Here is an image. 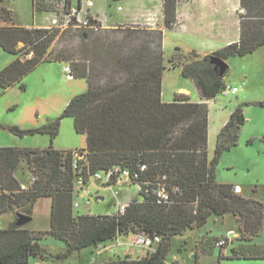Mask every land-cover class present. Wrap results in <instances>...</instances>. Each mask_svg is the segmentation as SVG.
I'll return each instance as SVG.
<instances>
[{
  "label": "trees",
  "instance_id": "1",
  "mask_svg": "<svg viewBox=\"0 0 264 264\" xmlns=\"http://www.w3.org/2000/svg\"><path fill=\"white\" fill-rule=\"evenodd\" d=\"M69 2L66 0V4ZM177 3L178 0H163V23L167 29L176 23ZM239 8V39L209 55L201 56L195 51L193 54L198 58L180 67L182 76L194 81L202 100H210L227 88L224 76L215 72L210 55L226 60L264 45V0H239ZM0 19L12 23L0 25V47L15 56L0 70L3 89L17 82L24 89L22 78L40 62H63L48 58V48L58 30L15 25L11 10L3 5H0ZM94 24L100 25L96 18H90V25ZM20 42L22 46L18 45ZM158 48L152 45L151 49L143 47L131 52L129 67L121 70L119 77L114 74L112 81L105 84L89 82L85 92L66 104L61 116L72 117L75 131L86 136V146L80 149L85 153L78 157L77 165H73L77 149L0 147V215L13 204L22 207V213L31 215L37 199L51 198L49 229L33 231L18 226L16 214L7 226H0V264H26L30 257L63 261L81 248L140 231L160 237L153 251L140 258L117 257L98 264H166L175 236L204 225L212 214L226 213L237 216L239 222L235 229L239 233L238 243L231 248L229 256L264 257V241L254 242L259 234L264 236V198L246 196L241 189L236 190L238 185L216 179L220 156L237 144L245 121L244 104H238L230 113L217 134L213 156L208 158L207 106L204 102L191 101L182 93L176 94L172 101L162 100V77L159 71H153L164 67L162 51ZM99 51L96 58H111L114 44L103 43ZM182 51L176 48L170 56L168 62L172 68L177 65L174 58ZM71 68L72 78L87 79L86 60L71 62ZM258 104L264 105V100ZM181 122L183 126L172 131ZM58 126L59 118L32 130L17 126L8 129L17 135L48 133L52 138ZM261 141L264 143V134ZM21 160H26L30 169L25 183L15 174ZM115 165L129 172L133 184H164L168 201L159 203L150 191H138L141 198L128 202L123 212H75L74 188L78 177L81 175L85 184L90 174ZM32 176L35 179L31 181ZM111 181L114 183V177ZM22 184L25 189L21 188ZM256 191L254 187L253 192ZM46 234L63 241L66 247L57 253L49 252L41 244ZM218 240L215 237L208 242L209 248ZM192 264H197L196 257Z\"/></svg>",
  "mask_w": 264,
  "mask_h": 264
},
{
  "label": "rangeland",
  "instance_id": "2",
  "mask_svg": "<svg viewBox=\"0 0 264 264\" xmlns=\"http://www.w3.org/2000/svg\"><path fill=\"white\" fill-rule=\"evenodd\" d=\"M62 1L36 0L35 7L39 10H56L59 25L49 24L48 28H53L58 30V32L48 48V58L60 59L63 62L54 60L40 62L22 78L21 82L25 85L24 89L20 87L19 82L10 85L6 89L0 86V147L35 149L52 146L55 149L63 150L83 149L86 146V138L83 134L75 131L72 117L61 116L63 109L72 97L87 90L89 82H93L95 85L96 82L105 84L104 82L106 81H112L115 77L114 74L119 77L118 73H122L121 70L125 71L129 67L128 62H130L131 52L138 48L151 49L153 45V47H159L158 50L162 51L161 62H164V67L153 70L159 71L162 77V99L172 101L176 94L182 93L179 89L185 88L187 91L183 93L188 94L192 101H197L200 95L194 81L182 76L180 72V67L184 62L198 58L193 54L196 52L194 50H183L180 55L174 58V62L177 65L172 68L168 60L174 48L178 46L184 49L185 46L183 44L189 43L188 46L195 48L198 53L207 54L211 49L215 48V46L210 48L208 43L221 45L228 37H234L239 28V14L234 11L236 0H229L231 4L228 10L220 6L215 8L210 5L207 8L202 7L200 14H195L193 11L198 8L199 4L197 2L184 5L186 10H184L183 25L178 30L164 29V37L156 29L152 30L141 25L137 28L116 27L112 29L103 28L100 22V25L84 26L86 29L77 28L81 27V25L77 24L65 26L62 24L64 22V8L59 5ZM72 1L71 5L75 6L77 0ZM94 1L95 6L102 11H106V21L112 22L115 19L114 16L117 18L121 15L124 16L129 9H139L148 3L152 4L158 0ZM7 3L17 14L18 22L27 24L41 22V16L38 17V20H35L33 16L32 0H9ZM117 6L122 8L117 10ZM187 8H189L188 11ZM154 11H157V7H154ZM239 12H241L240 8ZM43 14L46 13L43 12ZM219 28H225L224 33L220 32ZM103 43L114 44L112 59L110 57L96 58V55L100 54L99 47ZM18 45L22 46L23 43L20 42ZM12 58L14 59L15 56L0 47V66L10 63ZM80 60L87 61V79L67 78L64 65L71 68V62ZM225 61L228 64V70L224 75L227 88L230 89L232 86H236L238 91L229 93L226 96L221 92L214 99L208 101V153L212 157L216 135L228 120L231 111L238 104H244L245 121L239 130L237 144L224 151L220 156L216 164V179L219 182L237 184L242 187L245 193L250 191L253 186H258L255 196L263 199L264 143L261 141V137L264 134V105H260L258 102L264 100V45L254 52L242 56H230ZM95 85L94 87L101 86ZM58 118V132L52 138L48 133L28 132L23 135H17L8 129L9 126H17L21 129L32 130ZM183 124L184 122L179 123L172 128V131L178 130ZM82 152L83 154L85 153V151ZM29 170L26 160H21L15 174L25 183L28 179ZM95 182L97 186L89 188L84 193V196H75V201L79 203V207L78 205L75 207V212L80 214H109L116 212L115 196L118 192L120 194V191V202L128 200L130 202L133 199L141 198L136 185L133 183L126 182L109 187L103 186L101 181L95 180ZM75 185L78 186L77 180ZM97 192L102 194V198H96ZM46 200L45 197H42L37 207L44 205L46 208L47 205L44 203ZM21 210L22 207H17L13 204L6 212L0 215V226H7L10 221L15 219L16 212H21ZM43 217L41 215L39 218H34L33 221L27 222L23 226L31 229L34 224L39 223L45 230L49 224L47 219ZM230 228L236 229V223L232 217L212 215L208 218L207 224L197 230L203 235L227 236L228 238L231 232L228 230ZM238 234V231L235 230L234 235L229 238L237 237ZM119 236L121 240L124 239V235H117L112 241L117 242ZM126 236L129 238L130 245H133L131 242V240L133 241V234H126ZM218 238L225 239L226 237ZM112 241H106L104 244L110 245ZM263 241L264 236L262 233L254 239V242L259 244ZM41 242L44 246L48 245L52 253H57L65 248L64 242L50 234H46L41 239ZM177 242L176 239L173 244L175 245ZM112 248L117 250L119 254L116 257L120 258L123 255L122 251H124L125 245H115ZM106 253L112 256L111 251ZM184 253L185 251H182L179 254L183 255ZM223 253H225V256L220 257L219 249L215 247L212 253L201 255L200 261L202 264H264V257H230L228 256L231 254L230 248L224 250ZM90 256L96 258L95 262L97 263L101 260V256L95 253L94 247L89 246L75 251L66 258L67 261L66 259L63 260L66 261L65 263L61 264H89ZM170 256H168L167 260ZM189 256L192 257L193 254ZM47 260L30 257L26 264H59L61 262L51 261V259ZM168 263L167 261L166 264Z\"/></svg>",
  "mask_w": 264,
  "mask_h": 264
},
{
  "label": "crops",
  "instance_id": "3",
  "mask_svg": "<svg viewBox=\"0 0 264 264\" xmlns=\"http://www.w3.org/2000/svg\"><path fill=\"white\" fill-rule=\"evenodd\" d=\"M7 2H9V0H2V1H0V5H3L6 8L11 10L12 17L14 19V24L15 25H20V26H25V27H48L49 26L50 19L52 17V12H51V10H44V9L39 10V9H36V7H35L36 0H32V7H33V12L32 13H33V16H34L35 20H38V17L41 16V22L40 23H32V24L18 22V19L16 18L17 14L15 13L14 9ZM71 2L73 3L72 0H71ZM93 2H94V5L90 9V13L92 14V16H94V18H96L101 23L102 27L105 28V29H111V28H116V27H138L139 25H141V26H146V27H148L150 29L160 30L162 32L163 37H164V29L166 30L167 28L164 27V23H163V11H162L163 0H158L157 2L152 3V4L148 3L146 6L140 7L139 9H133V10L129 9L127 11V14L124 15V16L121 15V16H118V18L114 16V18H115L114 20L115 21L113 20L112 22L106 21L107 20L106 16H105L107 14L106 11H102L101 9H99V7L95 6V1L94 0H93ZM196 2L199 5H198L197 9L193 10L195 12V14H200L202 7H206L207 8L210 5H213L215 8L220 6L221 8H224V9L228 10L229 5L231 4L229 0H178L177 11H176V23L174 24V26L172 28H170L168 30H178V28L181 27L183 25V22H184L183 21V16H184V12H185L184 10H186L184 8V5H188L189 3L193 4V3H196ZM234 5H235L234 6V11L237 12V14H239V0H236ZM154 7H157V11H156L157 13L154 11ZM121 8L122 7L117 6V10H120ZM188 10H189V8H187V11ZM43 12L46 13V14H43ZM36 15H37V17H36ZM0 24L1 25H10L12 23L10 21L8 22V21H2L1 20ZM219 31L224 33L225 28H219ZM238 39H239V28H238V31L236 32V35L234 37H231V38L228 37L227 39H225V41L221 45H219V44L215 45L216 43H208L210 48H212L211 46H215V48L211 49V51L209 53H207V54L209 55L210 53L214 52L216 50V48L218 49L220 47H223V46H225L226 44H228L230 42L237 41ZM188 44L189 43H184L183 44V46H185L184 49L177 46V47L174 48V51L176 50V48H180V49H182L184 51H187V50L196 51L195 48L191 47L190 45L188 46ZM9 54H11V53H9ZM198 54L203 55V56L207 55V54H201V53H198ZM12 60H13V58L11 59V61ZM6 65L0 66V70H1V68L5 67ZM65 66L66 65H64V67ZM231 88H236L237 89L236 86H232ZM179 90L182 91V94H186V93H183V92L187 91L185 88H180ZM237 91H238V89L236 90V92ZM214 98H212V99H214ZM212 99H210V100H212ZM162 100L166 101L164 99H162ZM167 101H171V100H167ZM208 101L209 100H202L201 98H199V100L193 101V102H204L206 104V106H207V109H208ZM208 113H209V111H208ZM244 116H245V114H244ZM208 126H209V116H208V125H207V144H208ZM85 138H86V136H85ZM216 138H217V135H216ZM78 151H80V149ZM207 155H208V158H211L209 156V153H208V148H207ZM122 183H126V181H123ZM95 185L97 186L95 180L94 181L90 180L88 183L83 184V186L79 190V194L78 193H76V194L74 193V200H75V196H78V197L84 196V193L86 191H88L89 188H91V187H93ZM102 185L103 186H109V187L113 186V185H110V184H102ZM235 185H237V184H235ZM254 187H258V186H253L251 188V190L246 192V193L243 192L242 187H240V189L242 190V192L246 196H255V192H253V188ZM257 190H258V188H257ZM119 195H121V191H120V194H119V192L116 193L115 197H116L117 201H119ZM41 198L42 197L37 199V201L34 203V206H33V209H32V214H31L32 219L28 223L33 221L34 218L36 219V218L41 217V215H43L44 216L43 218L44 219L46 218L47 221H48V224H49L48 227L45 228V229H49V227H50L51 198L50 197H45L47 199L46 202H44L47 205L46 208L44 207V205L42 207H37V204H38V202H39V200ZM96 198L97 199L102 198V194L97 192L96 193ZM114 204H115V202H114ZM78 207H79V203H78ZM113 213H115V212H113ZM212 215H215V214H212ZM212 215H210V217ZM226 215L230 216V217H232L234 219V221L236 223V228H238L239 222L236 219L237 216H234V215H232L230 213H226L224 215H221V217L222 216H226ZM206 224H207V222L204 225L200 226V227H193V228L187 229L182 234L177 235V236L174 237L173 240L176 241V239H177L178 242L175 245L173 244L174 246L172 247V250L168 254V256H170V254H171L170 258L167 260L169 262L168 264H192V262H193L195 257H196V260H197V264H202V262L200 261L201 260L200 259L201 255L210 254V253L213 252L215 247H218V246H216L214 244L213 246H210L211 247V249H210L208 242L210 243V241L213 240V238H215V237H225V236H208V235L201 234L199 232V230H197V229L205 226ZM31 230L39 231V230H44V229L39 225V223H37V224H34L33 227H31ZM228 230L231 231V233H233V234H230V236H233L234 233H235V229L230 228ZM196 232H198V233H196ZM121 237H123V236H121ZM229 237L227 238V236H226V238L224 239V240L227 239V243L224 246L218 247L219 255H221V257L225 256V253H223L224 250H227L229 248L231 249L232 247L237 245V241H238L236 239L237 237H232V239L229 238ZM117 240H118L117 242L116 241H112V243L110 245L100 244V245H97V246H92L95 249V253H98L101 256V260L98 263L104 262V261H106L108 259L117 258L116 256L119 253H117L116 249L112 248V246H115V245H122V244L125 245L124 251H122L123 255L121 257L129 256L131 258H140V257H142V256H144L146 254L145 250L136 248L134 245H130L129 238L126 235H124V239L123 240L120 239V236L117 238ZM131 242L133 244L132 240H131ZM41 244H42V242H41ZM64 245H65V243H64ZM45 247L48 248L49 252H51L48 245H45ZM107 251H111L112 252V256H109V254L106 253ZM182 251H185V253L183 255L179 254ZM191 254H193L192 257L189 256ZM42 260H44V259H42ZM47 261H49V259ZM51 261H53V260H51ZM66 261H67V259H66ZM66 261H61V262H59V264H61L63 262L65 263ZM95 261H96V258H94L93 256H90V259L88 261L89 264H98Z\"/></svg>",
  "mask_w": 264,
  "mask_h": 264
},
{
  "label": "built area",
  "instance_id": "4",
  "mask_svg": "<svg viewBox=\"0 0 264 264\" xmlns=\"http://www.w3.org/2000/svg\"><path fill=\"white\" fill-rule=\"evenodd\" d=\"M64 8V22L62 23L63 25H68V24H77L81 26H90V18L94 19V16L90 13V9L93 7L94 2L93 0H77V3L75 6L71 5V0L69 4H66V0H63L61 4H59ZM52 12V17L50 19V25H59L58 24V15L56 10L51 11ZM62 25V26H63ZM64 71L66 73L67 78L72 79V72L69 66L64 67ZM236 88H225L221 92L223 95H227L233 92H236ZM78 157H83V153L79 155L78 153L75 154L73 165H77V159ZM140 169L143 170L145 169V165H141ZM130 174L126 169L121 168L119 165H115L107 170H101V171H96L92 174L89 175V180H96V181H101L102 184H110V185H117L121 184L123 181L130 182ZM137 174L134 175V178H136ZM114 177V183L112 182V178ZM164 178V177H163ZM35 178L32 176L31 181L34 180ZM78 181V186L75 185L74 188V193L79 194L80 188L83 186V181H82V176L80 175L77 179ZM143 183L145 184V187L143 186ZM137 182L135 185L137 187V191H145L148 193L149 191L153 194L156 195L157 199L156 201L159 203L167 202L169 199V196L165 190L164 184L161 182H157L156 185L154 186V183H148V182ZM147 186V187H146ZM22 189H25L26 186L24 184L21 185ZM237 190V189H236ZM128 201H117L115 200V204L117 206L116 212H123L125 210L126 205L128 204ZM78 205V202L74 200L73 206L74 208ZM160 237L156 234H149L144 231L137 232L133 234V245L136 248L145 250L146 253L149 251H153L159 242ZM216 245L221 247L225 245L224 239H220L216 242Z\"/></svg>",
  "mask_w": 264,
  "mask_h": 264
},
{
  "label": "water",
  "instance_id": "5",
  "mask_svg": "<svg viewBox=\"0 0 264 264\" xmlns=\"http://www.w3.org/2000/svg\"><path fill=\"white\" fill-rule=\"evenodd\" d=\"M210 62L214 65V70L215 72L219 75V76H224L225 73L228 70V64L226 63V61L220 57H217L215 55H210ZM79 155H81L83 152L80 150L78 151ZM237 190H240L239 186H236ZM32 219L31 215H26L24 213L21 212H17L16 213V224L18 226H22L25 223L29 222ZM230 234H233L230 232Z\"/></svg>",
  "mask_w": 264,
  "mask_h": 264
}]
</instances>
